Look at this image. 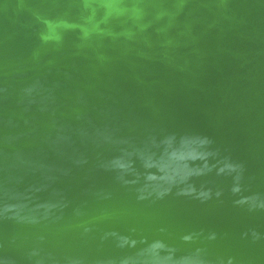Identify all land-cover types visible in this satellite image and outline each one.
Here are the masks:
<instances>
[{
  "label": "water",
  "instance_id": "obj_1",
  "mask_svg": "<svg viewBox=\"0 0 264 264\" xmlns=\"http://www.w3.org/2000/svg\"><path fill=\"white\" fill-rule=\"evenodd\" d=\"M0 264H264V0H0Z\"/></svg>",
  "mask_w": 264,
  "mask_h": 264
}]
</instances>
